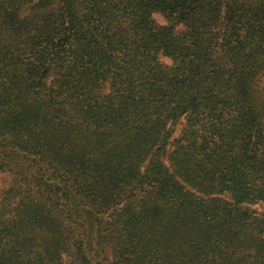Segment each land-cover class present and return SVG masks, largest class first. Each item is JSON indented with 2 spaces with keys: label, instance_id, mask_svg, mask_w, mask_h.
I'll use <instances>...</instances> for the list:
<instances>
[{
  "label": "trees",
  "instance_id": "trees-1",
  "mask_svg": "<svg viewBox=\"0 0 264 264\" xmlns=\"http://www.w3.org/2000/svg\"><path fill=\"white\" fill-rule=\"evenodd\" d=\"M0 174V264H264V0H0Z\"/></svg>",
  "mask_w": 264,
  "mask_h": 264
},
{
  "label": "rangeland",
  "instance_id": "rangeland-1",
  "mask_svg": "<svg viewBox=\"0 0 264 264\" xmlns=\"http://www.w3.org/2000/svg\"><path fill=\"white\" fill-rule=\"evenodd\" d=\"M153 18L155 19V21L159 24V25H165L166 22L165 20L161 17V15L159 14H154ZM179 27L176 28V30H178ZM161 61L165 64H170V61L166 58H161ZM176 136V134H174V137ZM10 181V176L5 175V174H0V187H5Z\"/></svg>",
  "mask_w": 264,
  "mask_h": 264
}]
</instances>
